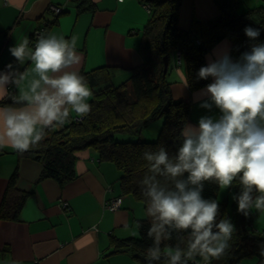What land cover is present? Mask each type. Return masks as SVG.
I'll return each instance as SVG.
<instances>
[{
	"label": "clouds",
	"instance_id": "clouds-1",
	"mask_svg": "<svg viewBox=\"0 0 264 264\" xmlns=\"http://www.w3.org/2000/svg\"><path fill=\"white\" fill-rule=\"evenodd\" d=\"M122 2V0H121ZM252 41L233 59L227 46L214 49L197 79L209 80L194 94L198 106L218 115H202L196 124L183 122L174 152L166 145L143 153L146 172L139 181L145 198L152 244L146 264H213L230 253L236 231L230 218L219 216V203L202 196L205 182L223 191L238 181L233 195L237 212L264 213V42L260 29L246 26ZM78 37L42 31L30 46L19 38L9 52L15 63L0 70V149L24 153L45 139L46 132L85 118L93 91L78 66ZM31 64L30 68H25ZM186 77L183 87H189ZM7 102V103H5ZM186 238L162 249L174 234ZM264 257V243L258 248Z\"/></svg>",
	"mask_w": 264,
	"mask_h": 264
},
{
	"label": "crops",
	"instance_id": "crops-1",
	"mask_svg": "<svg viewBox=\"0 0 264 264\" xmlns=\"http://www.w3.org/2000/svg\"><path fill=\"white\" fill-rule=\"evenodd\" d=\"M54 5L62 10L47 32L78 37L80 73L110 66L116 84L142 62L138 44L149 11L140 0H0V70L9 62L15 63L10 46L24 35L32 46L33 31L55 19L50 10ZM215 5L213 0H182L179 24L188 27L193 15L214 16L218 12ZM225 46L230 50L227 39L215 44L207 57ZM178 59L175 51L167 79L175 99L191 102L187 122L196 124L202 115H218L217 109L209 112L194 100V94L203 87L193 91L183 87L184 68ZM71 117L75 118V113ZM152 137L153 133L150 136L146 130L140 136ZM74 168L75 177L64 185L51 178L39 180V162L19 157L11 148L0 149V204L14 174L16 189L27 193L17 220L0 219V264H140L128 253H111L112 241L136 236L135 224L149 218L146 207L121 192L118 169L99 160L95 150L76 152ZM115 197H121L120 208L112 211L105 203ZM253 230L264 236V230L256 232L257 226ZM237 264H264V260L251 256Z\"/></svg>",
	"mask_w": 264,
	"mask_h": 264
},
{
	"label": "trees",
	"instance_id": "trees-1",
	"mask_svg": "<svg viewBox=\"0 0 264 264\" xmlns=\"http://www.w3.org/2000/svg\"><path fill=\"white\" fill-rule=\"evenodd\" d=\"M140 1L149 8V17L138 44L142 62L131 68L129 76L118 84L112 82L113 68L110 66L81 73L93 91L88 101L92 105L91 113L79 120L71 117L63 127L48 130L38 145L22 154L16 153L42 165L39 180L51 178L64 185L75 177L76 152L91 148L98 153L99 160L111 162L118 169L121 192L130 194L146 207L139 185L146 172L143 153L155 151L160 145H166L170 153L174 152L179 143V130L183 122L188 121L191 109L189 100L172 96L167 79L168 67L163 72L164 57L168 56L169 65L171 55L177 51L185 78L189 80L188 88L193 91L204 87L211 79H197L196 73L207 63V54L215 44L229 40L230 55L233 59L238 58L252 43L243 31L249 25L260 29L258 40L264 42V6L239 12L241 0H213L218 6L214 16L201 18L193 15L189 26L183 28L179 26L182 0ZM57 15L45 23V32L56 22ZM158 119L163 122L156 137L141 139L142 131ZM117 134H128L134 139L119 141L116 140ZM15 177V174L11 176L6 187L0 204V219L17 220L26 199L27 193L16 189ZM232 188L235 194L239 192L238 181H234ZM219 190L215 183L205 182L202 196L218 201L217 220L230 218L236 231L230 253L213 264H237L242 258L251 256L264 260L258 251L259 245L264 243V236L253 230L258 212L252 210L249 216H243L237 212L235 200L229 206L227 199H218ZM150 222L149 218L138 220L137 238L114 239L111 253H128L138 263L146 264V251L152 244L146 235ZM186 236L187 233L174 234L171 240L163 242L162 249L181 243ZM197 264H203L199 257Z\"/></svg>",
	"mask_w": 264,
	"mask_h": 264
},
{
	"label": "rangeland",
	"instance_id": "rangeland-1",
	"mask_svg": "<svg viewBox=\"0 0 264 264\" xmlns=\"http://www.w3.org/2000/svg\"><path fill=\"white\" fill-rule=\"evenodd\" d=\"M214 3V1H213ZM260 5H263L264 6V0H241V3L240 5L238 6V11L239 12H242V11H245L246 9L248 8H251V7H256V6H260ZM218 9V6L215 5ZM179 26H181L179 24ZM182 27V26H181ZM184 28V27H183ZM179 60V59H178ZM180 61V60H179ZM178 61V62H179ZM184 71V69H183ZM116 81V80H115ZM119 83V81H117V84ZM162 122H163V119H158L157 121L154 122V124L152 125H149L145 130L146 132H148V134L151 136V133H153V137L152 138H147V139H153L155 138L159 131V129L161 128L162 126ZM144 135V133H143ZM134 139L133 137H131L130 135L128 134H117L116 135V140H119V141H126V140H132ZM149 141V140H148ZM235 194V190L234 188H229V189H225L223 191L219 190V193H218V199H227L228 203H229V206H231L232 202L234 201L233 199V195ZM255 210V209H253ZM254 225L255 227L257 226V231H262L263 233V230H264V213H261V212H258L257 214V217L254 221ZM135 230H136V236L134 237H139V231H138V228H137V225L135 224ZM256 234H261V233H256ZM263 235V234H261Z\"/></svg>",
	"mask_w": 264,
	"mask_h": 264
},
{
	"label": "built area",
	"instance_id": "built-area-1",
	"mask_svg": "<svg viewBox=\"0 0 264 264\" xmlns=\"http://www.w3.org/2000/svg\"><path fill=\"white\" fill-rule=\"evenodd\" d=\"M121 1V0H120ZM144 7L146 8V9H148L149 10V8H148V5H146V4H144ZM50 10L54 13V14H59L60 12H61V10H62V8L60 7V6H50ZM45 25V24H44ZM42 31H44V28H43V26L41 27V28H37L36 30H34L33 31V33H32V35H31V45L34 47V44H35V42H36V39H37V35L39 34V33H41ZM45 32V31H44ZM177 54L179 55V53L177 52ZM5 103H7V102H5ZM80 118H77V117H75V120H79ZM120 203H121V197H115V198H112V199H110L109 201H107L106 203H105V206L108 208V209H110V210H112V211H114V210H116V209H118L119 207H120Z\"/></svg>",
	"mask_w": 264,
	"mask_h": 264
},
{
	"label": "water",
	"instance_id": "water-1",
	"mask_svg": "<svg viewBox=\"0 0 264 264\" xmlns=\"http://www.w3.org/2000/svg\"><path fill=\"white\" fill-rule=\"evenodd\" d=\"M163 72L167 71V67H168V56L164 57V61H163Z\"/></svg>",
	"mask_w": 264,
	"mask_h": 264
}]
</instances>
